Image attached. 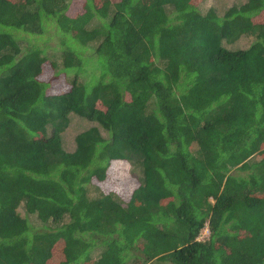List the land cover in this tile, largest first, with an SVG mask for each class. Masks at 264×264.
Segmentation results:
<instances>
[{"label":"trees","instance_id":"1","mask_svg":"<svg viewBox=\"0 0 264 264\" xmlns=\"http://www.w3.org/2000/svg\"><path fill=\"white\" fill-rule=\"evenodd\" d=\"M205 1L0 0V264H264V0Z\"/></svg>","mask_w":264,"mask_h":264},{"label":"rangeland","instance_id":"2","mask_svg":"<svg viewBox=\"0 0 264 264\" xmlns=\"http://www.w3.org/2000/svg\"><path fill=\"white\" fill-rule=\"evenodd\" d=\"M243 0H216V1H208V2H201L199 4V8L201 10H205L207 7L212 6L214 7L217 12L219 14H222V11L225 10L228 6L238 3V2H242ZM70 6L72 8H79L78 7V2L77 0H72ZM20 35V42L21 45L24 46L26 44H28L29 42H35V36L33 35H29L27 33H23V32H18ZM44 38H46V34H44L43 36ZM252 37L251 36H242L240 37L236 42L232 43V44H226L227 47L229 48H245L247 47L250 42L252 41ZM38 43L40 45H42L45 48V55L52 59V60H57L59 59L58 54H59V49L56 46V42L54 40H38ZM70 81V74L67 76V80H63V79H54V76L52 74V72L49 70V68L47 67L44 76H43V81H48L49 82V86H51L48 89V92H53L57 89L60 88L61 84L63 82L67 83V81ZM51 83V84H50ZM72 115V114H71ZM70 122L67 126V128L64 130L63 132V142H64V146L66 149H72L73 148V140H74V136L80 132L81 130H84L85 128L91 126L93 123L82 119L76 115H72L70 116ZM259 156H255V159H258ZM131 174L137 178L139 177L141 174L137 171L134 170L133 168L131 169ZM92 195L97 194V190L94 189V187H91V192ZM124 195V194H123ZM208 229L205 227L200 234V239H206L208 237Z\"/></svg>","mask_w":264,"mask_h":264}]
</instances>
